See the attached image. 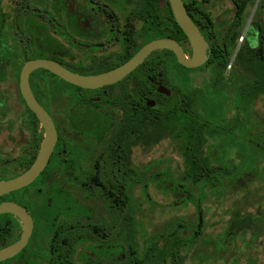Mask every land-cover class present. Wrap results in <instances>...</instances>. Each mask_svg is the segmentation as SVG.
Masks as SVG:
<instances>
[{"label":"flooded vegetation","instance_id":"flooded-vegetation-1","mask_svg":"<svg viewBox=\"0 0 264 264\" xmlns=\"http://www.w3.org/2000/svg\"><path fill=\"white\" fill-rule=\"evenodd\" d=\"M167 2L0 0V183L28 171L45 140V128L22 93L25 66L50 61L82 76L114 70L157 40V12L166 19L165 27H173L164 13ZM260 2L249 9L239 46ZM232 10L229 18L233 3ZM188 13L209 46L203 68L211 56L207 38L225 19ZM179 45L192 56L191 45ZM137 69L98 89L80 87L45 68L31 72V92L51 118L56 141L34 182L0 196V206L16 204L32 219L29 232L20 216L0 213V251L28 235L24 246L0 264H222L226 251L239 250L237 242L247 236L251 222L240 221L244 212L234 201L250 184L263 181L253 177L246 157L253 136L264 144V133L261 138L255 132H260L259 123L249 129L243 159L226 157L232 155L224 150L226 143L215 148V169L224 184L193 189L182 178L183 159L175 143L168 139L148 151L142 148L141 105L156 108L173 99L174 90L167 77L148 79L142 86ZM161 146L168 157L141 163V150ZM243 230L246 235L239 237Z\"/></svg>","mask_w":264,"mask_h":264},{"label":"trees","instance_id":"trees-1","mask_svg":"<svg viewBox=\"0 0 264 264\" xmlns=\"http://www.w3.org/2000/svg\"><path fill=\"white\" fill-rule=\"evenodd\" d=\"M186 1L189 12L204 14L211 20L213 12L206 6L209 0ZM230 1L234 14L225 19L220 28L215 27L207 38L211 56L203 68L187 69L177 62L172 52L163 50L150 55L136 71L142 86L148 79L167 77L171 80L168 85L174 90L173 99L163 101L156 108L141 105L139 139L142 148L148 151L168 139L175 143L174 149L183 159L182 178L193 189H216L224 184L218 178V168L215 169L218 165L215 148L219 143H226L224 150L232 153L226 157L238 159L240 155L243 159L249 129L253 131L257 124V104L264 100V0L240 46L239 38L255 0ZM166 8L164 13L167 11L171 16L173 27H165L166 19H161L157 12L155 38H171L189 48L188 38L175 22L168 2ZM236 50L235 61L228 72ZM204 74V83L195 84V78ZM252 140L257 142L254 136ZM253 145L252 152L264 158V148H253ZM203 171L204 177L201 176ZM262 179L264 181V177ZM145 184L147 181L142 180V188Z\"/></svg>","mask_w":264,"mask_h":264},{"label":"water","instance_id":"water-1","mask_svg":"<svg viewBox=\"0 0 264 264\" xmlns=\"http://www.w3.org/2000/svg\"><path fill=\"white\" fill-rule=\"evenodd\" d=\"M168 1L171 5V9L177 24L183 30L190 42L192 48V56H188L176 41L170 38H163L154 40L143 46L130 60H128L120 67L99 75L82 76L69 72L53 62L43 60L31 61L25 66L21 76L22 93L27 101V104L32 110L37 113L40 121L42 122V125L45 128V140L37 161L30 167L28 171L15 179L0 183V196L12 191L22 189L34 182V180H36V178H38V176L45 170L49 160V156L55 145L56 133L52 120L46 114L44 109L38 104L29 86V75L32 71L39 68H45L80 87L88 89H98L117 83L123 78L127 77L140 65H142L152 53L157 51H171L176 56L178 63L187 69L199 68L205 64L209 46L200 30L191 19L184 1ZM159 90H161V88ZM162 92L169 94V92L165 89ZM151 105L154 106V103H152ZM5 212H11L23 218L25 223L28 225V231L31 232L32 219L27 214L26 210L16 204H3L0 206V213ZM27 239L28 235L25 234L20 243L12 248L0 251V261L5 260L12 254L19 251L27 242Z\"/></svg>","mask_w":264,"mask_h":264},{"label":"rangeland","instance_id":"rangeland-1","mask_svg":"<svg viewBox=\"0 0 264 264\" xmlns=\"http://www.w3.org/2000/svg\"><path fill=\"white\" fill-rule=\"evenodd\" d=\"M206 6L221 19L229 18L233 13L230 0H209V3H207ZM175 72H177V69ZM201 82V76L195 78V84L199 85ZM256 110L260 132L258 130L255 132L256 134L259 133L260 137L263 138L264 100L257 104ZM252 143L254 144V148H264V144L256 143L254 140H252ZM163 147H165V144H163ZM161 148L162 146L159 148L157 147L150 152H144L141 150V163L159 161L166 156L168 157L170 152L167 150L164 151ZM248 159L250 163V172L253 174V177L255 179H262L264 177V158L251 151ZM241 184L242 182L238 183V185ZM236 189L239 190L240 188L237 187ZM234 203L237 210L244 212L243 215L240 216V221L251 223L247 236L237 242L239 250L231 248V250L226 251L224 254V262H222V264H233L235 262L236 264H264V181H255L254 184H250L246 190L237 197L236 202L234 201ZM227 215L229 216V214ZM245 235L246 232L243 230L239 237Z\"/></svg>","mask_w":264,"mask_h":264}]
</instances>
